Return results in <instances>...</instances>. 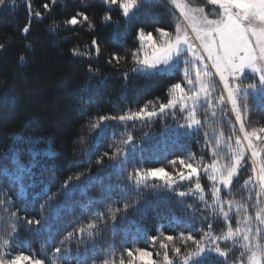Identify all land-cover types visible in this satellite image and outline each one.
<instances>
[{"label": "trees", "instance_id": "1", "mask_svg": "<svg viewBox=\"0 0 264 264\" xmlns=\"http://www.w3.org/2000/svg\"><path fill=\"white\" fill-rule=\"evenodd\" d=\"M45 3L49 4L47 11L43 8ZM31 11H40L42 16L30 15L28 0H5V4L0 5V44L5 45L0 49V169L7 165L9 172L5 175L0 171V200L5 201L0 205V236H6L15 226L11 254L24 251L44 260L45 264H52L54 260L55 264H77L76 257L93 245L86 234L75 233L71 239H66L67 233L94 219V210L105 212V205L123 209L125 203L138 206L129 207L126 213L122 210L114 222L105 212L106 223L99 225L92 237L95 251L89 252L88 264H92L93 259L99 264L112 245L116 249L113 258L117 264L121 255L126 264L128 248L146 249L153 253L150 259L162 264V255H156L162 250L158 244H151L148 237L187 234L190 229H186L185 222L192 215L197 221L195 228L207 231V223L211 222L212 232L220 234L225 229L224 223L211 217V209H206L203 203L192 197L156 194L151 182L148 188L137 190L126 177L136 168L165 167L173 171L169 161L187 158L189 154H194L196 159L203 155L207 162L209 156L203 135L206 130L209 136L213 128L216 134L223 131L225 137L232 134L233 129L240 135L226 103L217 106L216 118L199 132L180 127L185 124L187 113H181L179 106L151 118L126 122L110 120L102 129H88L89 122L99 116L136 111L149 101L153 102L149 108L158 109L159 103H167L170 86L182 81L181 66L180 70L151 76L132 71L135 65L131 53L139 48L137 29L156 33V28H164L173 32L179 20L169 4L164 0H141L140 7L129 18L122 16L118 4L105 0H56L54 4L52 0H31ZM78 12L87 14L89 20L78 17L81 23L75 26L64 23ZM106 14L111 16V21L105 19ZM26 25L29 31L24 33ZM93 39L100 48L98 55ZM74 48L86 54L73 55ZM112 53L126 59L119 64L109 63ZM21 56H24L23 61ZM255 80L256 75L247 73L242 83ZM248 102L252 103L251 98ZM205 111L197 109L202 123ZM242 118L249 129L264 126V109L254 106L250 112L244 111ZM129 133L134 138L132 145L119 144L122 149L119 155L97 163L103 153L112 155L114 148L110 149V144H118ZM232 142L234 144L235 135ZM82 147L88 150L82 153ZM4 153H8L7 158ZM13 153L16 163H13ZM122 160L123 168L119 167ZM19 165L26 171L18 172ZM77 173L82 174L79 185L63 188V182ZM15 175L22 179L14 181L12 176ZM250 175L249 163L234 179L231 194L224 190L221 196L241 205H253L249 215L253 216L255 226L257 201L248 197H254L260 189L255 177L252 183L245 185ZM200 182L210 202L209 181L202 175ZM108 185L112 187L105 191ZM190 187L191 184L184 181L175 190L187 191ZM102 191L103 203L89 205V198L99 197ZM67 192L70 194L66 195ZM187 205H192L195 213ZM258 206L264 208V195ZM235 210L234 204L232 212ZM12 212L17 213L16 218L10 216ZM204 216H209V221H202ZM27 220H42V223L29 225ZM239 243L242 241L228 257V264H235L240 256ZM230 245L231 242H220L221 248ZM57 247L67 252L57 254L54 251ZM169 256L181 264L180 258L174 257L171 251ZM136 264H141L139 258ZM203 264H224V260L210 255Z\"/></svg>", "mask_w": 264, "mask_h": 264}, {"label": "snow or ice", "instance_id": "2", "mask_svg": "<svg viewBox=\"0 0 264 264\" xmlns=\"http://www.w3.org/2000/svg\"><path fill=\"white\" fill-rule=\"evenodd\" d=\"M28 2L30 15L41 17L40 11L34 13L31 11V0ZM107 2L113 5L118 4L122 16L129 18L140 7L141 0H107ZM52 3H56V0H52ZM171 3L179 9L180 15L188 22V27L191 28L194 37L189 34L188 27L183 26L180 22L175 24L173 32L164 28H156L154 31L158 37L154 36L152 31L146 32L143 28L137 29L136 38L140 47L131 53L135 65L132 71L146 76L158 72L171 73L180 70V65L183 63L182 81L170 86L167 103H159L158 109L154 106L152 111H148L149 105L153 104L152 101H149L136 111L129 110L118 116H99L89 122L88 129H102L105 123L110 120L126 122L151 118L158 112L163 114L166 109L179 106L181 113H187L184 117L186 122L180 127L199 132L205 124H209L216 118L217 106L223 105L227 101L231 105V111L235 113L236 121L239 122L238 131L242 135L236 134L233 129L232 134L225 137L223 131L216 134V130L213 128L211 129L212 135L209 136V132L206 130L203 135L205 137L204 148L208 150L209 156L207 162L203 155L196 159L194 154H189L187 158L177 157L169 161L173 171H168L165 167L136 168L128 173L126 179L137 190L148 188L151 182L156 194L164 192L180 198L192 197L197 202L203 203L206 209H211V217L218 222L222 220L225 225V229L220 234L212 232L213 224L211 222L207 223V231L197 229L194 227L197 223L196 218L192 215L185 222L186 229H190L187 234L180 232L175 237L173 235L148 237L151 244H158L162 250V252L156 253L157 256L162 255V264H177V261L169 256V251L173 253L174 257L180 258L181 264H203V261L210 255L223 258L224 264H228V257L237 247L239 241H242L239 243L241 252L240 256L236 258L235 264H264V208L258 206L261 196L264 195V126L249 129L245 126L242 118V113L250 112L254 106L264 109V0H206L208 5L218 6L212 13L205 12L203 7H191L185 0H171ZM4 4L5 0H0V5ZM43 8L47 11L49 4L45 3ZM213 15L216 18H210ZM78 17H82L83 21L89 20L87 14L78 12L64 23L75 26L81 23ZM105 19L111 21V16L106 14ZM28 31L29 26L26 25L23 32L27 33ZM92 45L95 46V52L98 55L100 48L95 39L92 40ZM4 47V44H0V49ZM72 53L73 55L86 54L80 52L78 48L72 49ZM87 54L91 55V53ZM141 54H143V58H141ZM123 59L126 57L112 53L109 63L115 61L119 64ZM20 60L23 61L24 56H21ZM246 70L256 74L258 79L243 84L242 78L246 74ZM89 71H93L91 65ZM125 77H127V73H125ZM216 77H219L218 81ZM221 84L222 89L220 88ZM218 90L220 94L214 96ZM249 98L252 103L248 102ZM213 100H216L217 103L214 104ZM198 108L206 110L203 116L204 123L198 118ZM233 135H235L234 144L232 142ZM133 139L129 133L127 138L118 144H110L109 148H114L112 155H109L108 152L103 153L97 159V163L102 164L104 158L113 160L122 152L119 144L132 145ZM87 150L83 147L80 149L82 153ZM124 155L126 158L127 152ZM4 156L7 158L8 153H4ZM177 162L179 168H177ZM13 163H16L15 153H13ZM249 163L252 175L244 183L245 185L252 183L253 177H255L256 184L260 189L255 192L254 197H248L250 200L257 201L254 212L255 226L253 225V216L249 215V208L253 205H241L234 200L223 199L221 196L224 190H228L231 194L234 179L238 178L240 172ZM123 164L122 160L119 167L123 168ZM0 171L5 175L9 174L7 165H4ZM17 171L23 173L26 169L19 165ZM81 175L77 173L74 177H69L63 182L62 187L69 189L71 185L72 188H75L79 185ZM89 175L91 174L89 173ZM202 175L210 182L208 185L210 202L206 199L205 187L200 182ZM12 179L19 181L22 176L15 175L12 176ZM193 179L195 183H192ZM157 181H159L158 184ZM184 181H188L191 187L187 191H176L177 185ZM111 187L112 185H108L105 191ZM103 200L102 191L99 197L89 198V205L93 202L103 203ZM4 203V200H0V205ZM234 204L236 205L235 213L232 212ZM131 206H138V204L125 203L123 209L105 205V212L114 222L119 212L123 210L126 213ZM41 207L43 208L44 205ZM186 207L195 213L192 205ZM241 209H243L242 215ZM105 212L99 209L94 210V219H90L85 225L74 229L73 232L67 233L66 239H71L75 233H79L81 236L86 234L89 238L88 242L93 245L92 249L86 247L84 253L76 257L77 264H88L89 252L95 251V242L92 237L96 235L98 226L106 223ZM10 216L16 218L17 213L12 212ZM201 219L209 221L210 218L204 216ZM26 222L29 225L33 223L40 225L42 220H27ZM16 231L13 225L11 232L6 236H0V264H45L44 260L31 254H25L24 251L15 255L11 254L9 249ZM222 241L231 242V245L221 248L220 242ZM63 243L62 240L61 244ZM54 251L57 254L62 251L67 252L61 247L55 248ZM77 251L79 252V249ZM115 251V246H110L105 258L99 260V264H117L113 258ZM125 251L129 258L126 264H136L137 258L141 264H145L144 258L153 255L152 252L143 248H128ZM59 258V256L56 257L57 260ZM52 264H55V260L52 261ZM92 264H98L97 260L93 259ZM118 264H125L123 255H121ZM146 264H161V262L149 259Z\"/></svg>", "mask_w": 264, "mask_h": 264}, {"label": "rangeland", "instance_id": "3", "mask_svg": "<svg viewBox=\"0 0 264 264\" xmlns=\"http://www.w3.org/2000/svg\"><path fill=\"white\" fill-rule=\"evenodd\" d=\"M105 1L107 2V0H105ZM164 1H166L169 4V6L173 9V11L176 13V15L178 16V20H179L178 22L182 23L183 26L188 27V22L186 20H184L183 16L180 15L179 9L175 8V6L171 3V0H164ZM185 2L188 3L191 7H203L205 9V12H207V13H212L214 11V9L218 7V6L208 5L206 3V0H185ZM210 18L214 19L216 17L213 15ZM188 31H189V34L193 35V37H194V34L191 33V28L190 27H188ZM153 35L158 37L157 33H153ZM139 47H140V44H139ZM141 58H143V54H141ZM180 66H181L182 72H183L184 64L181 63ZM247 73H251V72L246 70V74ZM251 74H253V73H251ZM245 75H244V77H245ZM254 75H256V74H254ZM256 77L258 79L257 75H256ZM243 78H242V80H243ZM216 80L218 81L219 77H216ZM243 83H246V82L243 81ZM220 88L222 89V84L220 85ZM215 95H219V93L216 92V93H214V96ZM224 95L226 96V93H224ZM213 103L216 104L217 103L216 100H213ZM225 103L227 104L228 108L230 109V112L232 114V117H233V120L235 122V125H236L237 129L239 130V122L236 121L235 113L231 111V105L229 103H227V101H225ZM152 110H153V108L151 109V108L148 107V111H152ZM240 135H242V134L240 133ZM149 259H150V257H145L144 258V262H147Z\"/></svg>", "mask_w": 264, "mask_h": 264}]
</instances>
